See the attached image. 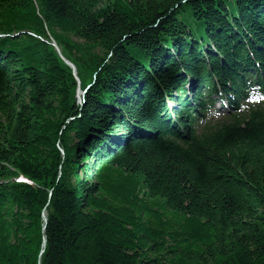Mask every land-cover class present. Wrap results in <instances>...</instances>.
<instances>
[{
  "label": "trees",
  "instance_id": "1",
  "mask_svg": "<svg viewBox=\"0 0 264 264\" xmlns=\"http://www.w3.org/2000/svg\"><path fill=\"white\" fill-rule=\"evenodd\" d=\"M0 34V264H264V0H0Z\"/></svg>",
  "mask_w": 264,
  "mask_h": 264
},
{
  "label": "rangeland",
  "instance_id": "2",
  "mask_svg": "<svg viewBox=\"0 0 264 264\" xmlns=\"http://www.w3.org/2000/svg\"><path fill=\"white\" fill-rule=\"evenodd\" d=\"M74 40V39H73ZM76 41V40H74ZM74 65V64H73ZM75 67V66H74ZM72 69V68H71ZM72 73H73V76L76 80V83H77V88H76V95H75V98H76V104H82V98H83V95H84V92H83V89L88 86V84H86L85 86H82V82L80 81L79 79V76L76 74V71H73L72 70ZM185 88L189 89V84H185L184 86ZM169 102H167L168 104ZM216 105L217 107L220 106V103L219 101H216ZM80 170V168H79ZM77 174H78V178L80 179L81 178V175H82V172L80 171H77ZM18 179H21V180H25L22 176L18 177ZM27 181V180H25ZM43 220V219H42Z\"/></svg>",
  "mask_w": 264,
  "mask_h": 264
},
{
  "label": "water",
  "instance_id": "3",
  "mask_svg": "<svg viewBox=\"0 0 264 264\" xmlns=\"http://www.w3.org/2000/svg\"><path fill=\"white\" fill-rule=\"evenodd\" d=\"M60 56H61V55H60ZM61 58H62V60H63L68 66H70V67L72 68L73 71H75V67H74V65H73L70 61H68L67 59H65V58L62 57V56H61ZM42 219H43V226H42V228L44 229V228H45V223H46V216L44 215V213H43V215H42ZM44 245H45V237H43V243H42V249H41V252H43Z\"/></svg>",
  "mask_w": 264,
  "mask_h": 264
}]
</instances>
